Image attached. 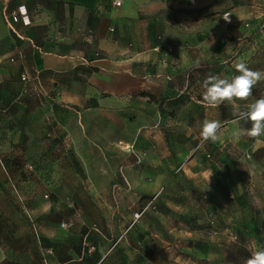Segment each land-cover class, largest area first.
I'll return each mask as SVG.
<instances>
[{"label": "crops", "instance_id": "crops-1", "mask_svg": "<svg viewBox=\"0 0 264 264\" xmlns=\"http://www.w3.org/2000/svg\"><path fill=\"white\" fill-rule=\"evenodd\" d=\"M116 1L0 0V193L11 194L24 161L55 173L53 220L31 229L53 249L31 252L29 229L5 221L0 264H185L190 255L206 264L198 242H174L193 209L229 218L208 151L264 152V136L231 139L251 127L234 113L264 97V80L247 101L201 102L208 75L231 79L240 62L264 72V0H222L178 21L165 0ZM19 6L29 24L13 19ZM205 120L221 123V139L193 154ZM159 191L158 206L135 219Z\"/></svg>", "mask_w": 264, "mask_h": 264}, {"label": "rangeland", "instance_id": "rangeland-1", "mask_svg": "<svg viewBox=\"0 0 264 264\" xmlns=\"http://www.w3.org/2000/svg\"><path fill=\"white\" fill-rule=\"evenodd\" d=\"M170 2L171 0H165L167 5ZM181 3L199 8L203 6L204 0L177 1L175 5ZM208 11L202 15H206ZM192 15L195 17L196 13ZM208 152L209 158L217 160L220 174L225 178L218 185L220 192L225 193L227 197L229 218L219 210L201 216L195 209L190 211L192 207H189L190 213L186 216L185 228L179 230L180 242L174 243L181 244L182 247H192L198 242L197 252H202V248L207 250L204 252L209 258L206 260L207 264H245L254 251L264 249V170L253 167L257 161L264 163V152H238L226 148ZM195 153L196 146L193 154ZM41 169L42 174H38L33 164V170L27 167L16 170L18 180L13 181L11 194L7 193L5 196L0 193V223L4 224L6 221L15 229L28 228L30 235L28 246L31 252L40 251L48 254L46 249L53 248L44 244L42 240L39 242L31 230L33 224H41L42 219L45 222H52L54 217L49 208L52 201L50 189L54 185L51 180L55 173L51 168ZM176 169L179 171L180 166ZM14 238L16 239L14 243L19 248L20 238L16 235ZM197 238L203 241L200 242ZM185 264L205 263L190 255Z\"/></svg>", "mask_w": 264, "mask_h": 264}, {"label": "clouds", "instance_id": "clouds-1", "mask_svg": "<svg viewBox=\"0 0 264 264\" xmlns=\"http://www.w3.org/2000/svg\"><path fill=\"white\" fill-rule=\"evenodd\" d=\"M196 66L199 67V62ZM235 69L239 74L231 79L221 78L217 75L207 76L203 81L204 92L201 101L204 107L217 108L226 102L235 104L237 101H247L252 95L253 88L264 80V72L252 70L244 62L237 63ZM234 115L237 120L251 122V127H238L233 130L231 133L233 142L238 143L245 136L255 140L264 136V97L249 104L246 111H238ZM221 128L222 125L219 121L205 120L199 136L203 142H217L221 139ZM211 175L206 177L208 184ZM245 264H264V249L254 251Z\"/></svg>", "mask_w": 264, "mask_h": 264}, {"label": "built area", "instance_id": "built-area-1", "mask_svg": "<svg viewBox=\"0 0 264 264\" xmlns=\"http://www.w3.org/2000/svg\"><path fill=\"white\" fill-rule=\"evenodd\" d=\"M120 3H121L120 0H117V1H116V4H120ZM224 17H225V18H228V19L226 20ZM223 18H224V20H225L226 22H229V21H230V13H229V12H225V13L223 14ZM13 19H15V20L22 19V21H23L25 24H29V23L31 22V19H30V17H29V14H28L27 9H26L25 6H19L17 12L13 14ZM22 79L25 80V79H26V76H23ZM203 143H204V142L202 141V142H200L199 144H197V146H196V151L202 146ZM23 165H24V167H27V169L29 168V169L33 170V164H32L31 162H26V161H24V162H23ZM159 195H160L159 193L154 194V195L152 196V198H150V199L146 202V204L144 205V207H143L140 211H138V212H136V213L134 214L135 219H139V218L144 214V212H145L146 210H148V209H150V208H155V201H156V199H157V197H158ZM230 196H232V195H230ZM61 226H62V227H68V226H69V222H61ZM85 244H86V245H89V247H90L89 249H91V250H92V249L94 250V249L96 248L94 245H90L89 243H85ZM86 245H85V246H86Z\"/></svg>", "mask_w": 264, "mask_h": 264}, {"label": "trees", "instance_id": "trees-1", "mask_svg": "<svg viewBox=\"0 0 264 264\" xmlns=\"http://www.w3.org/2000/svg\"><path fill=\"white\" fill-rule=\"evenodd\" d=\"M177 1L178 2H184V0H171V2L169 3V5L163 10L164 12L167 13V15L169 16V18L172 19V20H174V21H178L180 19V17L178 16V14L181 13V12H187V13H189V12H196L197 18H201V17L204 16V15H202L203 12H207L209 10V8L213 4H215L217 2H220L222 0H213L211 3H209L207 5H204L202 7H199V8H192V7L185 6V5H179V6H177V5H175V2H177ZM188 1H190V0H186V2H188ZM141 95H143V96H149V94L146 93V92H141ZM158 198H159V196L157 197V199ZM157 199L155 201V208L158 206ZM28 217L31 220V217L29 215H28ZM33 229L36 231V224H33Z\"/></svg>", "mask_w": 264, "mask_h": 264}, {"label": "bare ground", "instance_id": "bare-ground-1", "mask_svg": "<svg viewBox=\"0 0 264 264\" xmlns=\"http://www.w3.org/2000/svg\"><path fill=\"white\" fill-rule=\"evenodd\" d=\"M125 147L127 148L128 146H127V145H125Z\"/></svg>", "mask_w": 264, "mask_h": 264}]
</instances>
